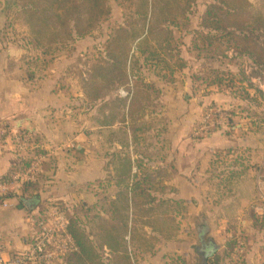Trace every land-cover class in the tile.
Wrapping results in <instances>:
<instances>
[{"label":"crops","instance_id":"0c3cea01","mask_svg":"<svg viewBox=\"0 0 264 264\" xmlns=\"http://www.w3.org/2000/svg\"><path fill=\"white\" fill-rule=\"evenodd\" d=\"M1 66L0 63V124L22 128L30 136L32 148L20 152L12 142H7L0 149V180H8L13 173L29 167L37 156L43 157L38 182L28 185L17 196L0 197V243L10 254L27 249L35 236L29 218L45 210L50 203H62L63 207L76 211L78 205L70 206L68 203L81 196L77 187L83 184L96 181L98 188L107 189L102 199L96 201L95 197L91 198L93 207L101 205L97 211L92 210L91 206L85 208L90 210L89 214H94L104 213L110 200L115 199L120 191L126 190L127 185L136 184L138 187L130 194L135 204L141 202L142 194L147 191L158 199L188 202L203 199L205 186L214 180L225 183L246 178L250 182L247 181V185H253L255 190L258 171H253V160H256V169L264 171V143L260 142L262 132L254 129L255 122L237 123L235 126L229 123L222 130L194 140L189 129L190 116L184 115V110L188 109H183L179 96L174 94L169 100V109L176 110V114L155 112L150 104L151 95L149 92L144 93L145 89L154 88L153 81L145 82L141 98L133 99L129 104L119 100L117 114L109 113L110 107H105V104L101 110L97 108L98 113L92 107L91 121L84 129L76 126L72 109L67 108L73 104V99L64 97L55 79L31 88L30 81L26 85L24 82L19 83L16 78H9ZM211 99L224 103L217 93H213ZM175 117L180 120L177 128ZM234 117L239 119L238 115ZM256 153L261 156L255 159ZM237 155L246 159L247 166L242 168L238 165L231 171L218 166L223 160ZM221 168L224 174L216 173ZM35 187L37 191L31 193ZM250 197L252 195L247 192L238 198L243 209L238 210L236 219L241 224L237 232L227 235L229 238L223 243L216 239V234L210 235L212 228L208 226L207 220L200 219V224L196 226L198 244L194 245L195 252L196 247L201 245L203 234L206 241L212 239L219 246L209 259V264L210 260L219 264V251L228 249L231 244H234L235 251L238 236L244 239L246 250L248 242L263 247L264 226L257 220L252 208L248 207L251 205ZM30 198L38 199L34 209L24 204V200ZM5 199H8L11 207L3 206ZM189 210L191 208L187 205L184 217ZM130 211L132 213V209ZM202 226H205L203 233L199 230ZM217 232L220 234L221 231ZM246 233H251L252 237L257 235L252 241L245 238ZM228 239H233V243ZM104 251L111 256L107 249ZM149 254L152 253L146 255ZM232 259L239 263L246 261H237L233 255Z\"/></svg>","mask_w":264,"mask_h":264},{"label":"rangeland","instance_id":"374dc122","mask_svg":"<svg viewBox=\"0 0 264 264\" xmlns=\"http://www.w3.org/2000/svg\"><path fill=\"white\" fill-rule=\"evenodd\" d=\"M251 1L254 11L264 14V0ZM211 2L212 0H194L186 18H180L178 25L164 24L165 33L158 28L157 34L165 38L161 52L164 55L167 54V60L170 61L171 66L175 65L174 73L168 69L161 70L155 65L144 64L141 70L145 82H154H152L154 88L146 90L144 87V93L149 92L151 95L150 104L155 112L160 114L169 112L170 115L176 114L177 111L169 109V100L174 94L179 96L183 109H188L184 110V115L191 118H189V129L194 140L202 139V135H198L197 130L202 124L204 107L209 104H220L226 108L229 123L232 126L243 122L246 124L249 121L255 122L254 129L262 132L260 142L264 143V124L260 125L264 123V70L247 56L230 49V43L213 40L212 46L209 45L210 41L202 35V33L206 35L208 31L201 28V21ZM120 3L121 0H109L110 16L88 36H76L59 50L43 55L36 47V39L31 28L18 15L17 0H0V57L2 56L0 63L1 67H4L3 73L6 75L8 73L9 78H16L19 83L24 82L28 85L30 81L31 88L40 86L46 80L55 79L64 97L73 99V104L67 108L72 109V117L76 120V126L80 128L85 129L91 121L92 107L97 112V108L101 110L105 104V107H110L109 113L118 112L119 100L129 104L134 99V88L131 99L122 98L120 91L123 88H129L130 84L134 87L136 72L128 69V81L125 84L120 83V75L113 73V84L109 85L105 98L98 101L92 99V93L85 89L84 81L87 80L92 65L102 59L106 60L105 49L113 31L118 26L125 25L129 18H135L132 15L133 10L125 7L126 3L123 7ZM159 70L160 74L165 76L164 78L156 76ZM209 82L214 85H210ZM213 93L219 94L224 99V103L211 99ZM235 115H238L239 119L236 120ZM174 119L177 128L178 121L180 122L179 117ZM258 156L261 154L255 155V159ZM239 157L240 155H237L223 162L219 159L222 164L218 166L230 169L229 171L238 165L242 168L247 166L246 159ZM253 161L255 162H252L253 166L255 165L253 171L256 173L260 170L256 169V160ZM220 172L224 174L223 169L217 170L216 173ZM247 181L243 178L236 182L235 180L225 183H219L217 180L210 182L204 188L203 199L184 203L191 210L188 211L187 216L177 217L180 223L177 239L172 242H160L155 253L145 254L144 258L136 260L132 257L133 264H199V256L195 252L194 245L198 244L196 226L200 224V219L207 220L208 226L212 228L210 235L216 234V239L222 243L229 238L227 235H234L241 224L236 219V215L238 210L243 209L242 202L238 198L250 192L252 195L249 198L251 199V205L248 206L250 208L256 199L253 185L248 186ZM37 187L32 188L30 192H36ZM248 187L252 190L250 191ZM75 190L76 187L73 191ZM106 190V187L98 188L96 181L80 185L77 191L82 193L81 196L68 204L70 206L77 204L76 212L84 217L85 210L82 204L93 207L94 201L91 198L95 197L96 201L99 200L98 198L102 199ZM99 206L101 205L94 206L92 210L97 211ZM86 220L88 232L93 233L91 216L86 217ZM219 230L220 234L217 232ZM256 235L253 236L256 237ZM244 236L253 241L254 237L251 233L248 235L246 233ZM228 240H232L233 243V239ZM247 244L246 253L242 257L246 260L245 262L239 263L232 259L234 244H231L228 249L219 251L217 255L219 264H264V248L261 245H251L249 242ZM102 257L105 264H111L112 257L107 252H102ZM210 264H215L214 260H210Z\"/></svg>","mask_w":264,"mask_h":264},{"label":"trees","instance_id":"16d2710c","mask_svg":"<svg viewBox=\"0 0 264 264\" xmlns=\"http://www.w3.org/2000/svg\"><path fill=\"white\" fill-rule=\"evenodd\" d=\"M125 3L135 18L113 31L105 49L106 60L92 65L84 81L94 101L105 98L115 72L121 84L128 81V69L136 72L134 100L143 96L146 86L141 70L144 64L174 73L175 65L171 66L167 54L161 52L165 38L157 31L159 28L165 33L166 23L178 25L194 0H121L120 4L123 7ZM17 6L18 15L31 28L43 55L59 50L76 36H88L111 14L109 0H17ZM201 28L208 31L202 35L209 45L213 40L230 43V49L264 70V14L254 11L250 0H212L202 16ZM160 73L159 70L158 76L164 78ZM137 189L136 184L127 185L110 200L104 213L89 214L85 209L88 205L82 204L85 212L81 217L64 206L77 250L67 254L62 264H105L104 249L112 257L111 264H132V257L138 260L144 254L155 253L161 241L176 240L180 232L177 217L187 212L185 202L158 199L147 191L135 204L130 194ZM90 216L93 233L87 230L86 217ZM257 220L264 226V219Z\"/></svg>","mask_w":264,"mask_h":264},{"label":"built area","instance_id":"2783aa9c","mask_svg":"<svg viewBox=\"0 0 264 264\" xmlns=\"http://www.w3.org/2000/svg\"><path fill=\"white\" fill-rule=\"evenodd\" d=\"M120 91L122 98L131 99L133 86ZM229 124V116L225 107L220 104H209L202 111V124L197 130L198 135H208L222 130ZM7 142H12L18 151L32 148L30 136L18 126L0 124V149ZM43 157L37 156L29 167L21 169L11 175L8 180H0V197L17 196L28 185L38 182L42 173ZM256 199L252 204V211L256 217L264 219V171L260 169L255 178ZM4 207H11L8 199L3 201ZM35 230V236L27 249L10 254L0 243V264H62L63 258L77 250L74 238L69 231L70 219L65 208L57 203H50L45 210L29 218ZM264 246V243H263ZM246 252L245 242L241 236L237 237L233 254L235 260L242 259Z\"/></svg>","mask_w":264,"mask_h":264},{"label":"water","instance_id":"95a60500","mask_svg":"<svg viewBox=\"0 0 264 264\" xmlns=\"http://www.w3.org/2000/svg\"><path fill=\"white\" fill-rule=\"evenodd\" d=\"M24 204L30 208L34 209L38 204L37 198L25 199ZM204 235H201V245L196 247V252L199 256V264H209V259L216 253L219 249L218 244L210 239L205 240Z\"/></svg>","mask_w":264,"mask_h":264},{"label":"flooded vegetation","instance_id":"af4514ba","mask_svg":"<svg viewBox=\"0 0 264 264\" xmlns=\"http://www.w3.org/2000/svg\"><path fill=\"white\" fill-rule=\"evenodd\" d=\"M199 230L203 233V231L205 230V226L199 227Z\"/></svg>","mask_w":264,"mask_h":264}]
</instances>
